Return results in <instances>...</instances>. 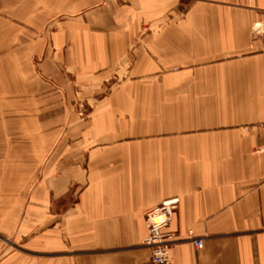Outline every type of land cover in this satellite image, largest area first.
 I'll use <instances>...</instances> for the list:
<instances>
[{"label":"crops","instance_id":"obj_1","mask_svg":"<svg viewBox=\"0 0 264 264\" xmlns=\"http://www.w3.org/2000/svg\"><path fill=\"white\" fill-rule=\"evenodd\" d=\"M0 97V264H264V0H0Z\"/></svg>","mask_w":264,"mask_h":264},{"label":"built area","instance_id":"obj_2","mask_svg":"<svg viewBox=\"0 0 264 264\" xmlns=\"http://www.w3.org/2000/svg\"><path fill=\"white\" fill-rule=\"evenodd\" d=\"M260 129L264 134V122ZM260 151L264 152V148ZM177 203V199L163 202L145 215L147 235L142 246L150 249V264H170V251L174 241L166 228L172 221ZM193 243L195 248H202L200 239L193 240Z\"/></svg>","mask_w":264,"mask_h":264},{"label":"rangeland","instance_id":"obj_3","mask_svg":"<svg viewBox=\"0 0 264 264\" xmlns=\"http://www.w3.org/2000/svg\"><path fill=\"white\" fill-rule=\"evenodd\" d=\"M8 68V67H7ZM6 72V71H5ZM11 79V77L9 78ZM13 99L7 100V98L0 97V111L2 112V115L4 117H13L16 115V107L15 103H12ZM15 101V97H14ZM25 114L31 115L33 114L32 109H25ZM11 132H16L14 129V125L9 126ZM32 128H26V133L31 132ZM29 142L25 141V144L27 146ZM31 143V142H30ZM19 142L15 139L9 141V152L8 155H6L5 158H0L1 161L5 163V168L8 169L5 173H0V178H3V187L0 188V208L1 207H7L6 204L2 203V198H8L9 202L15 198L18 195V192L20 191L19 184L17 182V173L15 171L16 168V161H17V155L19 149L18 148ZM25 153L27 154V150H25ZM27 160V158H26ZM15 171V172H13ZM31 175V174H30ZM8 178V179H7ZM27 190V189H26ZM3 204V205H2Z\"/></svg>","mask_w":264,"mask_h":264}]
</instances>
